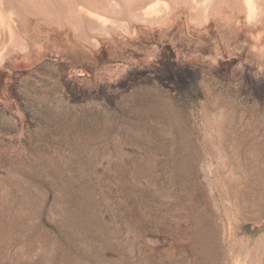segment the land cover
I'll return each instance as SVG.
<instances>
[{
	"label": "rangeland",
	"instance_id": "374dc122",
	"mask_svg": "<svg viewBox=\"0 0 264 264\" xmlns=\"http://www.w3.org/2000/svg\"><path fill=\"white\" fill-rule=\"evenodd\" d=\"M218 16L97 47L30 16L0 67V264H264V22Z\"/></svg>",
	"mask_w": 264,
	"mask_h": 264
},
{
	"label": "bare ground",
	"instance_id": "6f19581e",
	"mask_svg": "<svg viewBox=\"0 0 264 264\" xmlns=\"http://www.w3.org/2000/svg\"><path fill=\"white\" fill-rule=\"evenodd\" d=\"M188 4L200 23L223 14L225 8H239L252 15V25L264 22V0H0V67L9 57L28 52L29 47H23L31 15L53 22L61 20L62 29L72 26L79 37L97 47L98 36L128 33L134 23L163 25L174 11ZM180 20L181 15H177L176 22ZM252 39L256 42L260 35ZM22 65L16 63V67Z\"/></svg>",
	"mask_w": 264,
	"mask_h": 264
}]
</instances>
